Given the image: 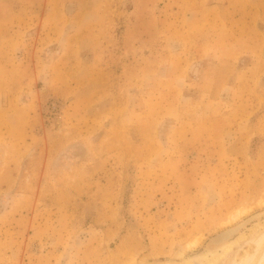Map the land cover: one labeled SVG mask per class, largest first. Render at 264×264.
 Returning a JSON list of instances; mask_svg holds the SVG:
<instances>
[{
	"label": "rangeland",
	"instance_id": "1",
	"mask_svg": "<svg viewBox=\"0 0 264 264\" xmlns=\"http://www.w3.org/2000/svg\"><path fill=\"white\" fill-rule=\"evenodd\" d=\"M255 221L264 0H0V264H173Z\"/></svg>",
	"mask_w": 264,
	"mask_h": 264
},
{
	"label": "bare ground",
	"instance_id": "2",
	"mask_svg": "<svg viewBox=\"0 0 264 264\" xmlns=\"http://www.w3.org/2000/svg\"><path fill=\"white\" fill-rule=\"evenodd\" d=\"M244 214L245 211H239L230 215L225 225L239 221ZM260 222L249 228V233L241 230L235 236L213 238L205 245L203 252L193 257H184L182 252H178L181 259L173 264H264V224ZM195 245L196 241H192L188 242L186 247Z\"/></svg>",
	"mask_w": 264,
	"mask_h": 264
}]
</instances>
